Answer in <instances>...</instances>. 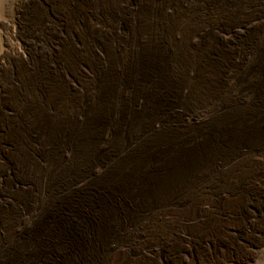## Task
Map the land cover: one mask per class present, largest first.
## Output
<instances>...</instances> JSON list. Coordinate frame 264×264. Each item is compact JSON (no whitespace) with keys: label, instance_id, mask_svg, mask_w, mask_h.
Masks as SVG:
<instances>
[{"label":"rangeland","instance_id":"1","mask_svg":"<svg viewBox=\"0 0 264 264\" xmlns=\"http://www.w3.org/2000/svg\"><path fill=\"white\" fill-rule=\"evenodd\" d=\"M202 1L0 0V164H43L57 140L56 129H66L71 116L78 118L97 105V86L110 76L96 75L108 59H96L94 53H110L115 39L121 48L117 57H124L122 42L106 30L126 10L125 25L133 38L154 41L162 36L171 72L190 87V95L219 109L217 117H203L197 107L201 103L189 102L179 117L166 106L168 121L163 126L154 123L140 139L128 138L127 145L142 142L145 147L137 148L153 161L179 148L199 151L194 156L198 160L170 189L157 190L153 199L128 212L121 223L136 224L132 229L130 223L119 226L103 254L91 257L95 264H264V91L261 81L241 77L242 65L250 66L252 59L239 62L237 55L231 57L255 38L233 47L221 39L232 28L264 36V13L261 22L249 28L264 0H204L213 2L208 10ZM129 7L137 9L136 14L128 13ZM153 19L157 24L150 23ZM191 38L199 41L192 50L187 48ZM230 57L232 64L226 67ZM253 66L264 69V55ZM257 78L264 81V75ZM236 87L252 91V96L237 95ZM225 122L230 130L246 127L252 135L202 146L208 130ZM82 143L92 145L89 140ZM0 196L10 200L15 194L1 190Z\"/></svg>","mask_w":264,"mask_h":264},{"label":"bare ground","instance_id":"2","mask_svg":"<svg viewBox=\"0 0 264 264\" xmlns=\"http://www.w3.org/2000/svg\"><path fill=\"white\" fill-rule=\"evenodd\" d=\"M199 4L204 10L213 6V2L204 0ZM128 10L136 14L137 9ZM262 11L250 29L261 22L264 4ZM126 14L127 10L106 30L122 42L124 57H117L121 48L114 44L115 39L110 53L104 49L94 53L96 59H108V65L97 67L96 75L110 76L97 86V105L83 110L78 118L71 116L66 129H56L57 140L47 149L43 164L30 168L24 163L0 164V191L15 194L10 200L0 196V264H95L91 257L103 254L119 226L126 228L125 224L130 223L132 229L136 224L137 220L121 223L128 212L153 199L157 190L161 193L170 189L177 177L198 160L194 156L199 151L187 153L179 148L153 161L147 151L137 148L145 147L142 142L126 144L128 138L138 140L146 129L152 131L154 123L163 126L168 121L166 106L182 117L184 104L200 102L197 96L190 95V87L183 86L179 75L171 72L166 57L168 47L159 38L162 36H156L154 41L133 38L134 32L126 29ZM157 21L150 23L155 25ZM243 31L232 28L221 39L233 47L242 39L248 43L247 39L255 38L245 47H237L238 52L231 57L237 55L239 62L252 59L250 66L242 65L241 77L249 75L251 81H261L264 91V81L257 78L264 75V69L253 66L261 63L264 55V36L244 35ZM193 42L199 45L198 39L191 38L188 49L192 50ZM87 69L91 73L94 70ZM236 88L237 95L252 96V91ZM179 100H184L182 105ZM197 107L202 108L199 112H204L203 117L218 116L219 109L214 105L210 108L201 103ZM198 114L190 116L188 124ZM146 115L144 124L141 121ZM229 130V122L210 128L202 146H221L252 135L246 127ZM83 140L92 145L83 144ZM3 202L11 205L4 206Z\"/></svg>","mask_w":264,"mask_h":264}]
</instances>
